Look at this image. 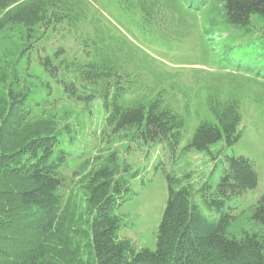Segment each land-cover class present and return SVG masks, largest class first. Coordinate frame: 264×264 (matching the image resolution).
Instances as JSON below:
<instances>
[{
	"label": "trees",
	"instance_id": "1",
	"mask_svg": "<svg viewBox=\"0 0 264 264\" xmlns=\"http://www.w3.org/2000/svg\"><path fill=\"white\" fill-rule=\"evenodd\" d=\"M96 1L0 0V33L17 26L28 38L58 27L76 34L83 61L60 59L63 49L53 55L56 64L38 57L40 69L58 81L60 94L86 106L98 101L110 134H126L144 146L160 144L174 155L189 117L188 110L176 113L164 100L167 90L161 85L174 74L90 16ZM110 1L125 13L139 14L124 27L131 37L136 31L167 43L190 38L202 15V62L264 81V0ZM223 29L234 34L223 38L218 33ZM31 51L10 69L0 67V264H264V192L248 215L262 238L237 239L229 232L237 221V200L257 186L254 163L241 155L226 157L218 180L208 178L195 191L183 188L187 175L178 178L163 169L167 200L153 251L119 237L130 224L120 222L116 211L135 195L130 183L137 171L118 172L101 163L82 187L87 199L81 208L65 188V172L74 167L75 174L85 172L90 164L79 147L84 124L40 116L42 106L55 99L49 82L36 85L22 74ZM206 108L210 118L199 122L183 151L210 155L221 143L222 155L241 138L239 102L214 92Z\"/></svg>",
	"mask_w": 264,
	"mask_h": 264
},
{
	"label": "rangeland",
	"instance_id": "2",
	"mask_svg": "<svg viewBox=\"0 0 264 264\" xmlns=\"http://www.w3.org/2000/svg\"><path fill=\"white\" fill-rule=\"evenodd\" d=\"M90 8V16L99 18L103 25L114 33L127 36L136 42L148 54L152 63L174 74L172 80L161 85V88L165 87L167 90L164 100L176 113L184 115L188 110L189 117L182 143L174 155L166 152L160 144L144 146L131 142L126 134H110L105 126V114L98 101L86 106L68 100L58 91L56 84L58 81L49 78L38 65L39 55L48 56L56 64L57 60L53 55L58 49H63L64 53L60 59L66 58L71 61L77 58L83 61L76 34H70L62 27L54 30L41 29L39 33L37 30V34L34 33L30 38L17 26L1 32L0 67L6 70L9 66L10 69L13 62L19 60L28 49H32L29 69L22 74L30 75L31 77H27L28 80L36 85L41 81L50 84L51 94L55 100L51 97L53 105L47 102L42 106L44 113L40 116L45 118L47 115H53L59 122L64 121L66 116L70 117L71 121L79 120L84 124V130L81 132L83 142H80L79 147L83 149L85 159L89 160L90 164L85 172L81 170L75 174V167L65 172V188L73 194V200L81 201L80 206L83 208L87 196L83 193L82 187L90 182L89 172L97 170L102 166L101 163L109 170L137 171V176L130 183L135 195L116 211L120 222L130 224L119 232V237L132 241L138 248L153 251L157 228L167 200V184L163 169L178 178L187 175L189 180L182 186L191 187L195 191L208 178L212 183L218 180L226 165V157L241 155L254 163L257 186L237 200V221L229 232L237 239L262 238L261 232L252 226L248 215L251 207L264 192V81L253 76L236 75L233 72L214 69L211 61H207L206 64L202 62L198 38V32L205 28L202 24V15H199L197 28L189 34L190 38L181 39L179 44H174L154 37L149 39L136 31L135 36L131 37L130 32L124 27L139 19V14L135 10L125 13L110 0H97L91 3ZM218 33L226 38L234 34V31L223 29ZM131 68L133 69L132 65L129 69L132 70ZM183 89L185 92L182 94L175 91ZM85 90L90 91L87 87ZM214 92L221 99L232 96L238 100L242 115L239 129L241 138L234 146L224 148L222 155L219 153L221 143L210 148V155L195 151L184 152L183 148L199 122L210 118L206 98ZM112 155L113 160H108V156ZM159 163L162 165H157ZM154 165H157V171H154Z\"/></svg>",
	"mask_w": 264,
	"mask_h": 264
}]
</instances>
